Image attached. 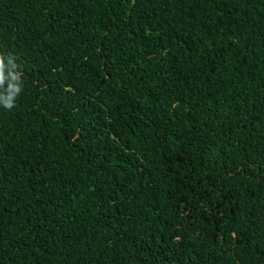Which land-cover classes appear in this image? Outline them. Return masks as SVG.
Masks as SVG:
<instances>
[{
    "label": "trees",
    "instance_id": "1",
    "mask_svg": "<svg viewBox=\"0 0 264 264\" xmlns=\"http://www.w3.org/2000/svg\"><path fill=\"white\" fill-rule=\"evenodd\" d=\"M0 264H264V0H0Z\"/></svg>",
    "mask_w": 264,
    "mask_h": 264
},
{
    "label": "clouds",
    "instance_id": "2",
    "mask_svg": "<svg viewBox=\"0 0 264 264\" xmlns=\"http://www.w3.org/2000/svg\"><path fill=\"white\" fill-rule=\"evenodd\" d=\"M24 91L23 73L12 56L0 54V106L11 110Z\"/></svg>",
    "mask_w": 264,
    "mask_h": 264
}]
</instances>
